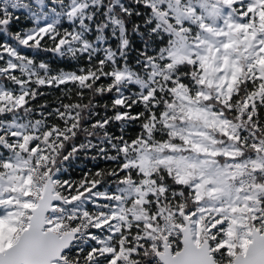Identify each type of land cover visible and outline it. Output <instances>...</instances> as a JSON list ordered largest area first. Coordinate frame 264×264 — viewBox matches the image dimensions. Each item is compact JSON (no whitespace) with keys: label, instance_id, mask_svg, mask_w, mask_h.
I'll return each mask as SVG.
<instances>
[{"label":"snow or ice","instance_id":"snow-or-ice-1","mask_svg":"<svg viewBox=\"0 0 264 264\" xmlns=\"http://www.w3.org/2000/svg\"><path fill=\"white\" fill-rule=\"evenodd\" d=\"M0 264H264V0H0Z\"/></svg>","mask_w":264,"mask_h":264},{"label":"trees","instance_id":"trees-1","mask_svg":"<svg viewBox=\"0 0 264 264\" xmlns=\"http://www.w3.org/2000/svg\"><path fill=\"white\" fill-rule=\"evenodd\" d=\"M136 22H139L138 18H136ZM22 23H23V19H22ZM128 27L129 29H131L132 24L129 23ZM130 38L132 41V49H133L131 52V55L134 57L136 55V50L141 49L143 47V41L135 33H130ZM110 43L115 45L117 41L113 39L110 41ZM40 58L49 60L54 68H63L65 70H71L75 67L73 62L66 61V60H60L56 58L55 56H53V54L51 53H42ZM44 91H45V95L42 97H38V99L33 102L34 105L38 106L39 104L47 103L49 107H55L57 104V98L62 96L61 91L59 89H44ZM98 110L101 112V115H103V109L101 108ZM113 131H116V129L113 128ZM107 166L108 165H106L103 160L91 161V160H85L82 158L80 161V167L92 168L94 170L96 168H104ZM74 175L76 176L79 175V169L77 170L76 173H74Z\"/></svg>","mask_w":264,"mask_h":264},{"label":"rangeland","instance_id":"rangeland-1","mask_svg":"<svg viewBox=\"0 0 264 264\" xmlns=\"http://www.w3.org/2000/svg\"><path fill=\"white\" fill-rule=\"evenodd\" d=\"M23 19V18H22Z\"/></svg>","mask_w":264,"mask_h":264}]
</instances>
